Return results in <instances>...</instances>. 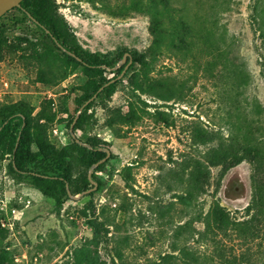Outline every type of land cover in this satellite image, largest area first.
<instances>
[{"label":"rangeland","instance_id":"374dc122","mask_svg":"<svg viewBox=\"0 0 264 264\" xmlns=\"http://www.w3.org/2000/svg\"><path fill=\"white\" fill-rule=\"evenodd\" d=\"M50 1L66 45L100 66L65 79L55 67L44 84L21 53L0 62V110L52 117L57 151L26 137L17 167L2 154L14 133L0 135V264H264V0H168L189 27L182 50L147 0L123 13ZM0 34L53 48L18 9ZM143 63L171 100L135 89Z\"/></svg>","mask_w":264,"mask_h":264},{"label":"trees","instance_id":"16d2710c","mask_svg":"<svg viewBox=\"0 0 264 264\" xmlns=\"http://www.w3.org/2000/svg\"><path fill=\"white\" fill-rule=\"evenodd\" d=\"M89 3H98L101 6L111 10L113 12H126L133 8L135 2L141 0H123L120 6H114L111 4V0H86ZM148 12L155 16L165 17L172 36V46L177 50H182L186 45L185 37L189 32L188 25L182 21L179 16L176 15V8H173L168 0H147L146 1ZM21 11L39 30H41L53 44V48L39 46L35 41H32L27 36H17L13 41H10L4 34H0V62H3L8 54L21 53L22 56L30 59L38 68L39 76L38 80L44 84H49L44 75L46 71L55 72V67L63 70L61 79L67 78L69 75L75 73H95L100 66L99 63L91 62L90 60L80 56L78 53L72 51L67 45L62 35L67 32V23L62 17L57 15V11L53 2L50 0H23L20 3V7L14 8ZM54 28L61 31L59 34L54 31ZM65 50V51H64ZM68 52V53H67ZM73 54V55H71ZM144 68L138 73L133 80L135 89L139 90L143 94H147L157 99L169 101L172 99V95L165 96L162 93V87L158 85L154 77L151 76V69L143 63ZM124 67H121L118 71L120 74ZM117 78V77H116ZM139 79H143V83H139ZM108 91L113 92L114 83L109 81ZM105 85H101L94 94L100 95L103 90L106 89ZM104 87V88H103ZM102 88V90H101ZM144 106L147 104L141 101ZM91 104V103H90ZM89 104V105H90ZM144 111V109H142ZM131 111H135L131 107ZM46 119L47 123H51L53 118L45 117L42 112L38 115H32V109L20 105L18 108L12 111L0 110V127L2 130L0 135L13 132V137L10 145L6 147L2 154L4 156H12L13 163L18 167V158L22 151V145L26 140V137H32L35 139L37 147L41 154H56L55 147L49 142L47 137V123H41V120ZM19 120V129L13 128V121ZM165 119L163 118V122ZM133 123V121H131ZM19 138V141H18ZM18 143V144H17ZM68 148H63V152H66ZM244 153L242 156L246 158L250 156L252 148L250 145L244 146ZM243 157V158H245ZM35 178L39 181H53L59 184L62 189L65 187V179L60 180L59 177L47 176L45 174H34ZM255 186H256V181ZM257 189V187H256ZM258 190V189H257ZM66 192V190H64ZM254 207V204L249 205L247 208L250 211ZM218 212L221 217L222 225L229 221V215L224 208L219 207ZM221 225V227H222ZM119 259L123 262V255H118ZM169 256L163 258L165 261ZM197 260V259H195ZM123 264H127L124 263ZM225 264V263H224Z\"/></svg>","mask_w":264,"mask_h":264},{"label":"water","instance_id":"95a60500","mask_svg":"<svg viewBox=\"0 0 264 264\" xmlns=\"http://www.w3.org/2000/svg\"><path fill=\"white\" fill-rule=\"evenodd\" d=\"M22 1L23 0H0V17H2L8 11H10L14 8L20 7V3ZM71 55H73V54H71ZM109 154L110 153L108 152L107 157L109 156Z\"/></svg>","mask_w":264,"mask_h":264},{"label":"built area","instance_id":"2783aa9c","mask_svg":"<svg viewBox=\"0 0 264 264\" xmlns=\"http://www.w3.org/2000/svg\"><path fill=\"white\" fill-rule=\"evenodd\" d=\"M3 85H4V87H5L6 89L8 88V82H7V81H4V82H3ZM53 132H54V134H56V133H57V130H54Z\"/></svg>","mask_w":264,"mask_h":264}]
</instances>
